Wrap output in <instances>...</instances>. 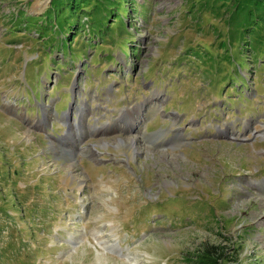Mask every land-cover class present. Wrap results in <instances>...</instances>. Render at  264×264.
I'll use <instances>...</instances> for the list:
<instances>
[{
	"label": "rangeland",
	"instance_id": "obj_1",
	"mask_svg": "<svg viewBox=\"0 0 264 264\" xmlns=\"http://www.w3.org/2000/svg\"><path fill=\"white\" fill-rule=\"evenodd\" d=\"M231 1L0 0V264H192L219 232L264 264V0ZM68 106L97 164L41 135Z\"/></svg>",
	"mask_w": 264,
	"mask_h": 264
},
{
	"label": "trees",
	"instance_id": "obj_2",
	"mask_svg": "<svg viewBox=\"0 0 264 264\" xmlns=\"http://www.w3.org/2000/svg\"><path fill=\"white\" fill-rule=\"evenodd\" d=\"M53 1V0H52ZM69 8H84L83 0H67ZM232 5L239 9H249V13L253 11L251 4H257L262 0H232ZM219 238L215 240H203L196 245L187 261L192 264H248L241 262L237 258L240 255V250L234 245L230 235H223L222 232L217 234Z\"/></svg>",
	"mask_w": 264,
	"mask_h": 264
},
{
	"label": "water",
	"instance_id": "obj_3",
	"mask_svg": "<svg viewBox=\"0 0 264 264\" xmlns=\"http://www.w3.org/2000/svg\"><path fill=\"white\" fill-rule=\"evenodd\" d=\"M39 110L41 111L42 109V106L39 104ZM69 108L68 107L67 109H65L61 115L59 117H57L56 119V122H58L59 126L63 127V132H62V135H59V139H63V140H66V139H69L70 136H72L73 134L75 135H78V125H76L75 123L73 124H70V120H76L77 122L80 123V117L78 116L77 118H74V116L72 115V113L69 111ZM37 112V111H36ZM80 112V111H79ZM53 122L51 121L50 123L47 124L48 128L51 129V124ZM47 133V129H45L43 131V134L46 135ZM87 140V137L86 136H82L80 137L79 139H77V146L81 143H84V141Z\"/></svg>",
	"mask_w": 264,
	"mask_h": 264
},
{
	"label": "flooded vegetation",
	"instance_id": "obj_4",
	"mask_svg": "<svg viewBox=\"0 0 264 264\" xmlns=\"http://www.w3.org/2000/svg\"><path fill=\"white\" fill-rule=\"evenodd\" d=\"M72 151H70V153H69V151H67V150H59V151H57V154H58V156L60 157V158H62L64 155H66V154H70V155H68V156H66L65 157V159H71L72 158ZM87 163H89V162H87Z\"/></svg>",
	"mask_w": 264,
	"mask_h": 264
},
{
	"label": "bare ground",
	"instance_id": "obj_5",
	"mask_svg": "<svg viewBox=\"0 0 264 264\" xmlns=\"http://www.w3.org/2000/svg\"><path fill=\"white\" fill-rule=\"evenodd\" d=\"M47 113V112H46ZM141 118H142V116H140V118L138 117V119L139 120H141ZM133 124H135V123H133ZM138 124V123H137ZM58 151H59V149H58ZM68 151V150H67ZM69 153H70V151H69ZM72 154V153H71ZM66 155H70V154H66ZM130 264H136V262H134V261H132Z\"/></svg>",
	"mask_w": 264,
	"mask_h": 264
}]
</instances>
